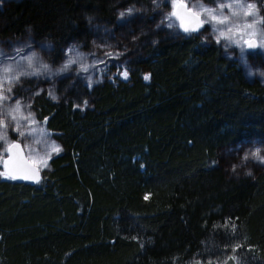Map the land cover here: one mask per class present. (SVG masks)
Segmentation results:
<instances>
[{"label": "trees", "instance_id": "obj_1", "mask_svg": "<svg viewBox=\"0 0 264 264\" xmlns=\"http://www.w3.org/2000/svg\"><path fill=\"white\" fill-rule=\"evenodd\" d=\"M127 5L14 0L0 40L29 36L60 61L66 43L89 46V17L111 26ZM134 47L130 79L34 98L60 151L35 184L0 173V264H264V168L217 162L264 136V86L194 32Z\"/></svg>", "mask_w": 264, "mask_h": 264}, {"label": "rangeland", "instance_id": "obj_2", "mask_svg": "<svg viewBox=\"0 0 264 264\" xmlns=\"http://www.w3.org/2000/svg\"><path fill=\"white\" fill-rule=\"evenodd\" d=\"M14 0H0V8ZM182 3L187 9L193 13H197L203 23L196 34L199 35L206 43H214L220 45L223 55L228 60L236 62L247 80L257 82L264 86V0H238L243 5L242 9L233 8L232 11L238 13L233 17L228 8H224L222 13L228 16L231 24L221 25V29L228 26L234 28L232 34L233 41H243L253 38L256 43L254 51H247L245 45V55L243 61L240 56V47L236 43H230L228 40L221 39L217 43L216 37L219 32L214 30V26L209 22V17L202 11V8L215 9L216 14H220L217 9L218 4L234 3V0H128L126 8H116V21L113 25H108L100 21H89L88 26L91 33V41L87 48L75 42L66 43L61 48V60L56 61L53 51L44 42H38L29 36L22 39H3L0 40V78H3V67L8 64H14L20 61L22 56H27L32 52L37 53L40 60L51 65L53 71L59 68L68 58V49L75 46L76 53L83 54L86 59L82 63L91 65L87 71L79 70V64H73L69 70L59 75L48 76L41 74L39 76L21 77L18 83H12V92L8 93L6 89L10 86L7 79L4 80L5 95L10 98L0 102V118L5 120L6 126L0 128V167L3 159L7 156L8 145L13 142H19L25 152L26 157L41 172L46 170V161L52 155L60 151V145L55 138L44 128L43 122L37 120L31 112V107L36 93L45 92L48 97L55 95L60 100L63 97L61 84L63 82H80L89 86L95 82L104 79L113 81L118 77L120 80L130 79L132 70V58L134 57V46L140 40L148 42L156 39L159 34L161 37H181L183 34L179 29L178 23L172 17V11L176 4ZM254 5V9H248L247 5ZM158 5V6H157ZM129 8L134 11L131 15L123 18L119 17V13ZM251 11L254 14L245 16L243 13ZM170 17L172 28L168 27ZM252 24L251 29H245L244 24ZM239 25L241 31H235V26ZM133 37H136L134 40ZM30 45V47H26ZM17 48H23V52L19 55L16 53ZM112 53V55H106ZM73 57L75 53H72ZM99 61H102L99 62ZM127 70L128 76L125 79L121 74ZM19 100V110H16V101ZM31 113L33 124L29 125L27 117ZM12 115L17 120H12ZM17 121L19 122V131L25 132V136L21 137L17 129ZM257 148L261 150L260 155L264 156V136L253 137L240 142L229 148H223L218 151V163L225 166L229 173L248 175L257 169L264 168V161L254 159L251 153ZM245 154L248 158L244 159ZM235 166V171L233 170ZM3 176V170L0 169Z\"/></svg>", "mask_w": 264, "mask_h": 264}, {"label": "snow or ice", "instance_id": "obj_3", "mask_svg": "<svg viewBox=\"0 0 264 264\" xmlns=\"http://www.w3.org/2000/svg\"><path fill=\"white\" fill-rule=\"evenodd\" d=\"M153 2L155 3L156 0H153ZM158 6V5H157ZM238 8V9H242L244 6L238 3V0H234V3H224V4H218L217 5V9L220 10V14H216L215 9H207V8H202V11L204 13L207 14V16L209 17V22L213 24L214 26V30L219 32V35L216 37L217 39V43L221 42V39H225L228 40L230 43H236L237 46L240 47V56H241V60L243 61L244 59V55H245V49L243 47V45H247L248 48H252L254 47V43L252 40H245L243 41V45H241L240 41H233L232 40V34L234 33V28L231 26H228L224 29H221L219 26L221 25H230L231 21L229 19L228 16H224L222 13V10L224 8H228L231 15L233 17H236L238 15L237 12L232 11L233 8ZM248 9H254V5H247ZM134 11H136L133 8H129L125 11H122L119 13V17L123 18L125 16L131 15ZM170 14V15H174ZM245 16L248 15H253L254 13L251 11H246L243 13ZM193 18H194V24L195 26H188L186 24H184L183 19L181 22V27L183 29V31L185 33H191V32H195L199 29L200 25L203 23V21H201L199 19V15L197 13H191L190 14ZM166 19H169V24L168 27L172 28L173 24L171 23L170 17H166ZM89 20L91 21V17H89ZM245 29H251L253 27L252 24H244L243 26ZM235 31H241L240 26L237 25L235 26ZM133 39L135 40L136 37H133ZM155 43V42H154ZM26 47H30V45H26ZM68 58L64 61V63L59 67L56 68L55 71H53L52 67L50 64L43 62L42 60L39 59L37 53L32 52L27 56H22L21 60L26 62V63H21L20 61H15L14 64H8L6 66L3 67L2 71L4 73L3 78H0V102L9 99L10 97L5 95V89H4V80L7 79L8 83H9V87L6 89V91L8 93L12 92V87L11 84L12 83H18L21 77H29V76H39L41 74H47L48 76H53V75H59L61 73H64L66 71L69 70V67L73 64H79V70L81 71H87L88 68L91 65L82 63L83 59H86V57L83 56V54L81 53H76L75 50V46L69 48L68 50ZM23 52V48H17L16 49V53L19 55L20 53ZM72 53H75V56L73 57ZM106 55H112V53H106ZM102 63V61H99ZM125 79L128 76V72L127 70H125L122 74H121ZM149 77L147 75H145L144 79L147 80ZM91 80H89V87H91ZM37 95L39 93H36ZM51 97L53 100L57 99V97L55 95H52L50 93ZM20 101L17 100L16 101V110H19V106H20ZM86 103V102H85ZM32 114L29 113L27 117H21L22 119H27L29 122V125L33 124L34 121L31 119ZM12 120L16 121L17 117L15 115H12ZM45 120H47V118H45ZM17 129L16 131L19 132V135L21 137L25 136V132L23 131H19V122L17 121ZM5 120L0 118V128L5 127ZM2 138V137H0ZM11 147H16L18 148L19 145H11ZM261 150L259 148H257L255 151H253L251 153V156L254 159H259L261 161H264V156L260 155ZM248 158V154H245L244 159ZM233 170L235 171V166H233ZM15 178V177H12ZM25 179L28 178H34V177H24ZM226 224L229 223V221L225 222ZM233 231H235V226H233ZM135 239V238H134ZM240 248V245H235L232 248L233 252H236V250ZM228 259H235L234 256L232 257H228Z\"/></svg>", "mask_w": 264, "mask_h": 264}, {"label": "water", "instance_id": "obj_4", "mask_svg": "<svg viewBox=\"0 0 264 264\" xmlns=\"http://www.w3.org/2000/svg\"><path fill=\"white\" fill-rule=\"evenodd\" d=\"M173 13L175 14L172 15V17L178 23V26L181 31H183L181 27L182 19H183L184 24L188 26H195L194 18L190 15L193 12L187 9L184 4L182 3L177 4L172 14ZM248 40H252L255 46L252 48H248L247 45H245L246 50L254 51L257 46L256 41L253 38H250ZM14 144L19 145V147L18 148L11 147V145H14ZM3 171L5 175L11 179L26 181L32 184L39 182L42 176L41 171L32 162H30L28 158L26 157L22 145L16 141L8 145L7 156L3 161ZM12 177H15V178H12ZM24 177H34V178L25 179Z\"/></svg>", "mask_w": 264, "mask_h": 264}]
</instances>
